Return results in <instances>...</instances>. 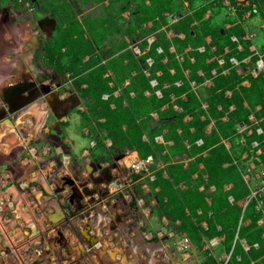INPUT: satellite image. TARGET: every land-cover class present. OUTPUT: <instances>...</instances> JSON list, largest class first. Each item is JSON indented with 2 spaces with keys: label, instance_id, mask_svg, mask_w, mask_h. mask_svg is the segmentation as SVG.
Here are the masks:
<instances>
[{
  "label": "trees",
  "instance_id": "obj_1",
  "mask_svg": "<svg viewBox=\"0 0 264 264\" xmlns=\"http://www.w3.org/2000/svg\"><path fill=\"white\" fill-rule=\"evenodd\" d=\"M3 1L12 4L13 10L25 5L23 0ZM119 1L120 10L129 12L138 30L131 43L138 40L139 50L147 46L146 51L140 55L132 50L121 54L129 58L128 64H124L125 57L122 56L102 62L95 53L101 43L96 44L92 38L89 39L92 42L86 38L81 41L73 38L74 33L82 32L80 29L72 30L75 23L73 15H66L64 21H69L63 26L61 16L54 8L55 29L42 47L44 64L63 77L61 84L66 83L68 78L73 80L77 97L86 106L82 116L88 126L89 139L97 144L108 138L111 143L107 149L112 157H121L127 150L135 151L141 159L148 155L153 157L154 162L149 168L156 166L157 170L150 182V190L159 188L154 192L157 206L167 220L179 221L174 227L178 235L184 234L196 249H201L205 240L224 236L214 257L207 255L201 260L202 264H219L216 258L223 252L230 253L224 264H264V223H257L262 211L255 209L254 199L243 206L250 193L241 176L243 167L233 162L232 150L222 142V139L232 140L237 135V125L248 123L250 114L254 115L258 124H252L250 134H243L246 143L249 145L252 140H262V135L257 134L255 128L260 126L264 132V72L260 70L252 76L250 71L256 68L258 59L264 63V41L257 50H251L250 46L254 43L244 37L241 26L231 24L224 28L221 24L211 23V15L204 16L206 7L186 14L184 4L192 7L195 0H148V4L146 0ZM230 1L237 3L236 0ZM134 2L136 8L133 7ZM246 8L256 12L264 25V0H251ZM181 10L184 14H179L177 20L168 24V16H175ZM149 21V27H142ZM169 30L174 33L170 37L167 36ZM261 34L264 40V28ZM149 35L154 36L151 43L146 40ZM158 47L161 51H157ZM200 47L203 49L200 50ZM63 48L66 49L64 53L61 52ZM86 56L88 58L83 60ZM148 57L152 59L150 66L146 63ZM232 57L237 65L230 61ZM247 57L249 60L244 62ZM218 58L223 60L221 64ZM213 69L215 74H212ZM109 70L112 76L106 74ZM132 70L136 71L134 75H131ZM224 70L227 72L224 73ZM66 73L69 75L64 78ZM125 78H129L128 85L118 96H114V90ZM151 80L156 83L151 85ZM178 80L179 85L176 83ZM206 80L211 81V85L203 94L199 88ZM244 80L248 81V86L242 84ZM108 81H113L114 85L109 86ZM144 90H149L151 94L144 96ZM154 90H159L161 95L157 96ZM227 90L230 95L226 94ZM130 91L133 96L129 95ZM104 93L106 97H103ZM34 99H26L22 105ZM63 102V99H56L49 104L56 112ZM173 104L178 105L180 110H175ZM230 105H234L232 110H229ZM152 112L156 113V119L152 117ZM226 113L227 120H221ZM186 115L191 116L188 122L183 121ZM211 119L214 123L210 133L206 134L204 128ZM190 127L194 130L190 131ZM177 128L181 129L179 133ZM164 129H167L165 133ZM156 136H162L165 143L171 139L173 144L159 143L155 140ZM197 139H201V144L195 143ZM184 141L190 144L188 148ZM203 152L206 154L203 155ZM184 153L194 156L188 167L184 168L181 162L169 163L171 157ZM158 161L165 163L164 168H157ZM193 174L196 176L193 177ZM180 182L186 189L179 190L175 201H164V196ZM229 183L231 186L225 188V184ZM209 185L214 186V190L208 205L205 199L209 196L205 190ZM199 186L203 189L199 190ZM185 208L190 210L191 216ZM197 208L201 209L199 215ZM209 210L211 216H208ZM201 221H205L206 226H202ZM241 239L249 246L247 251ZM255 243L257 247L253 246Z\"/></svg>",
  "mask_w": 264,
  "mask_h": 264
},
{
  "label": "rangeland",
  "instance_id": "obj_2",
  "mask_svg": "<svg viewBox=\"0 0 264 264\" xmlns=\"http://www.w3.org/2000/svg\"><path fill=\"white\" fill-rule=\"evenodd\" d=\"M23 1H25L23 7L13 10L11 8L13 7L12 4L8 3V1L0 0V203L1 206L5 205L9 207L5 211V217L13 219L17 215L14 213V211H16L15 206V209L11 208L15 201L12 199L8 200L3 196L6 192V188L12 184H14L15 187H25L24 181H27L31 170L25 172L24 175L18 176L17 179H14V176H10V171L14 172L16 168H22L17 165L16 161L20 162L25 158H32V151H34V148L38 147L36 153L41 158L48 157L45 161L48 160L50 163H53L52 161L55 162L56 160L57 163V160H64L65 162L66 159L69 163L67 166L63 165L61 169L54 163L51 166V170L47 169L49 171L47 175H51L49 178H56L59 182L57 183L56 180L55 182H50L49 179L46 178L48 185H52L53 183V189H47L48 191L44 192V195L58 200L65 218L62 217V221L57 224L61 229H71L68 235L73 238L69 247L66 246L61 248L63 250L59 248L60 254H55V260L59 262L58 264H67L68 261L74 262L75 264H85L88 260H91V264H117L115 260H105L104 257H102L104 254H101V252H110L109 248H113V246L118 247L117 245L119 242L124 240V245L126 247L123 249V255L125 259H128L132 253L130 248L135 249L136 244L142 246L144 242L147 243L148 246L146 248L149 251L153 246L152 242L165 243L164 238L168 236L169 239L174 238L175 244H171L164 252L170 257L171 261H176L175 264H201L199 263L200 260L205 259L207 255L214 257L224 236L205 240L201 249H196L185 236L182 234V236L178 235V232L174 230V227L177 226L179 222L178 220L174 222L167 220L166 225L162 221L166 216L163 215L164 213H161L157 206L156 195L154 193L157 190H150V182L152 181L150 177L153 176V179L155 178L156 166L152 169L149 168V175L141 174L137 176L139 179L131 185L133 188L132 191L129 190L127 184H124L121 189L115 190L113 181L117 175L115 168L118 166L117 159L119 156L112 157L109 153L107 149L110 145L107 144V140L109 139H103L102 143L97 144L92 140L94 141V146H91L88 142L84 143L89 152H85V156H82V147L80 149L76 147L78 139L81 141H83V139L76 134L70 136V132H68L70 131V127L63 126L62 124L63 121L61 116L69 115L70 119L79 118L80 121L82 120V126L85 125L86 123L83 121L82 116V112L85 109H79L82 105V101L77 97V91L74 87L73 80L68 78L65 80L66 83L61 84L60 80L63 81V77L53 72V70L43 62V43L51 35L52 31H54L56 24L55 18L53 17L55 14L53 9L56 8L58 10L63 26L67 25L69 21L66 19L64 21V18L67 17L66 15H73L75 23L72 25V30H82L80 34L74 33L73 38L76 37L79 41L85 38L87 40L92 38L96 41V44L104 43V41H107V43L110 41L112 42L114 34L119 32H122L125 37L127 36L129 43H131V39H135L136 32H138V30L135 29L134 21H131L134 20L133 17L127 13V11L122 12L120 10L119 0H108V4L102 3V0ZM138 2H140V0H138ZM236 2V4H233L230 0H195L192 7L185 3L183 9L186 14H192L194 11L201 9V7H206L204 16L207 18L211 15V23L221 24L224 28L230 27L231 24H238L243 29L244 37L251 39L256 49H258L261 42L264 41L261 34L264 25L256 12H251L250 9L246 8L251 0H236ZM135 6L136 3L134 2L133 7L136 8ZM90 7L92 9L91 11H89ZM65 9H67V11H65ZM184 10H181V12L178 11L175 16H168V24L177 20L180 17L179 14H184ZM91 13L95 14L93 15V20L90 19L89 14ZM122 13H126L128 17L123 16ZM100 16H102V18H100ZM99 18L103 20L98 21ZM128 19L129 22H127ZM101 21L103 22L101 23ZM83 25H87L89 28L84 29ZM89 41L92 42V40ZM92 46L95 45L92 43ZM111 46L113 48V45ZM65 51V48L61 50L62 53ZM127 51L130 52L129 49H126L124 52ZM65 60L66 58L63 59V61ZM127 62L129 63L130 60ZM68 75L69 73H66L64 78H67ZM55 79L59 82V86L54 83ZM43 86H48L49 90L46 91ZM62 96H64L62 98L64 102L61 105V109L59 108L56 112L53 111L49 102H56V99ZM30 98L35 99L22 105L23 101ZM40 99L43 100L42 102H44L48 110L51 111L50 119H48L43 127L49 128L48 131H46L47 133L58 135V147H60V144H63L64 138L67 136L75 139L74 145L73 142L67 143L70 145L69 154L63 151L57 153L53 148L52 150L50 148V152L46 155L41 153L43 151V143L47 141L46 138H44L45 140L41 139L37 141L38 137L36 133L39 136L44 130L42 127H39L37 130L33 131L36 126L35 116L31 115L32 112L26 111L29 106ZM26 120L29 129L22 123ZM53 121H55L59 128L56 126L51 127ZM66 122L67 124L69 123V126L72 124L69 119ZM91 123L93 124L92 120ZM30 127L32 131H30ZM75 128H78V126L76 125ZM24 138L29 140L26 147L22 145V143L25 144V142H27V139L23 141ZM20 147L23 148L21 151H19ZM73 148L75 150H73ZM17 150L19 152L16 154L15 152ZM57 154H59V156L55 158V160L53 158L52 160L49 159ZM128 154L130 155L131 152L126 151L121 157ZM124 161L125 159L122 164H124ZM10 164H13V167L10 166ZM20 164L24 166L25 163ZM35 165L37 170L42 169L37 166V164ZM186 167H188V164ZM118 168L119 170H124L122 166L117 167V170ZM161 168H164V166L159 169ZM5 174L10 176L8 179L6 178V181H4ZM163 174L167 176L165 171ZM71 179L86 198L78 200L79 198L75 197V206L69 205L68 202V198L71 194L69 184L72 182ZM144 183L146 187L142 189L140 185ZM33 185L34 184L31 183L29 186L32 191L35 187ZM210 186L212 185H209L205 190V193L209 196L205 199L207 203L209 202L210 196L213 195L212 192L214 190L213 188L212 192L209 193L208 190L211 188ZM25 188L27 189V187ZM185 189L184 183L180 182L179 185H174V188L164 196L163 200L171 203L172 200L175 201L174 199L179 197V190ZM123 194H131L133 199L130 200L129 198L126 200ZM2 197H4V199L1 200ZM138 201L140 202L138 203ZM240 204H242V201ZM34 207L35 204L32 206L30 205L29 209L31 210ZM34 210L38 212V209L34 208ZM185 210L186 213L191 216L190 210L188 208H185ZM259 211H262V217L258 219L257 223L262 224L264 223V214L263 210ZM200 212L201 209L197 208L196 213L199 215ZM207 212L208 216H211V210ZM96 221H99V223H96ZM78 223L82 226L92 224L94 230H96V227L101 228V231L97 230L98 233H92V235L96 237L99 242L98 245L101 244L102 246L95 247L90 240H87L79 229ZM45 228H47V230H42V233H40V235L37 234L36 237L40 242L39 247H41L40 251L43 256L37 257L32 264H39L42 259L48 256L46 254L49 253V247L45 248V246L50 245V243H48L51 234L49 229L52 228V226L48 225ZM105 229L109 230L106 232V235ZM170 232H173L174 235L170 236ZM57 233L60 234L58 231ZM73 234L75 237H73ZM120 236H122V239ZM184 238L187 239V242ZM54 239L56 240V238ZM240 241L242 246L246 245L243 239ZM10 242L13 244L16 241L13 239ZM170 242L172 241L170 240ZM109 243L113 245L111 246ZM30 249L33 248L26 249L28 250L26 253H29ZM248 249L249 246L247 250ZM171 250H173V252H171ZM145 255L144 253V257L141 256V258H139L141 259L140 264H143L144 260L146 261ZM229 255L230 253L227 254L223 252L216 260L220 262L219 264H224V260L226 261ZM110 257H113V255L110 254ZM162 257L165 258V253L162 254L161 251L156 252L153 256V264L155 261L161 263ZM47 259H50V257H47Z\"/></svg>",
  "mask_w": 264,
  "mask_h": 264
},
{
  "label": "crops",
  "instance_id": "obj_3",
  "mask_svg": "<svg viewBox=\"0 0 264 264\" xmlns=\"http://www.w3.org/2000/svg\"><path fill=\"white\" fill-rule=\"evenodd\" d=\"M102 1H103L102 3L108 4V0H102ZM145 2L147 4L149 3L148 0H146ZM91 10L92 9L90 7L89 11H91ZM127 13H129V12L127 11ZM89 15H90V19L93 20V15H95V14L91 13ZM122 15L127 16L126 13H122ZM100 18H102V16H100ZM100 18L98 21L103 20ZM87 19H89V18H87ZM102 22L103 21H101V23ZM127 22H129V19ZM150 25H151V23L149 21L147 23H143L142 27H149ZM83 28L87 29L89 27L87 25H85V26L83 25ZM173 34L174 33L171 30H169L167 32L168 37L172 36ZM179 36L181 37V34H179ZM208 40H209V38H207V41ZM130 44L131 43H129L127 36L125 37V35L122 32L115 33L113 38H112V42L110 41L109 43H107V41L106 42L104 41V43H101V45L99 47H96L95 53L98 54L101 58V61L104 62L108 58L122 56L121 54L125 53L124 51H126V49L131 50ZM111 45H113V48ZM250 49L251 50H257L255 48V45H253V44L250 46ZM146 50H147V46L142 50V53ZM262 54H264L263 51H262ZM125 56H126V54H124L122 57L124 58ZM87 58H88V56H86L83 60H86ZM128 59H129L128 57L124 58V61H123L124 64L127 63ZM248 60H249L248 57L243 59L244 62H247ZM259 71L260 70L253 68L250 71V74L252 76H256ZM261 71L264 72V69ZM170 72H173V69H170ZM223 72L226 73L227 70H224ZM237 72L240 73L241 70L239 68H237ZM135 73H136L135 70L131 71V75H134ZM106 74H109V76H112L113 73L111 70H109ZM128 83H129V78H125L121 82V84L116 87V89L113 92V95L118 96L121 93V90L126 88ZM150 83H151V85H153V83L151 81H150ZM176 83L179 85L180 80L176 81ZM191 83L193 84V82H191ZM108 84H109V86L114 85L113 81H108ZM242 84L244 86H248L249 83L247 80H244L242 82ZM210 85H211V81H209V80L204 81L202 83V85L200 86L199 91L204 94L206 92L205 89ZM82 86L84 87L85 84H83ZM165 86H166V84H165ZM154 93L157 96L161 95L159 90H154ZM143 94H144V96L148 97L151 93L149 90H144ZM226 94L230 95V91L227 90ZM129 95L133 96V92L130 91ZM103 96H107V94L104 93ZM63 97L64 96L59 97V99H62ZM42 101H43L42 99L38 100L33 105L29 106L26 110L27 112H32L31 115L35 116L36 126L34 127L33 131L37 130L39 127H42L44 130V132H42V133L40 132L41 134H39V136L36 133V135L38 137L37 141H40L41 139L45 140L44 138H46V141H47V142L43 143V147H42L43 151L41 153L46 155L48 152H50V148H51V150L53 148L55 150V152H57V153H59L60 151H63L64 153L69 154L70 145H68L67 143L73 142V145H74L75 139L70 138V136L76 134L80 138L83 139V141L78 139V143H77L76 148L80 149L82 147L81 148L82 149L81 155L85 156V152L88 153L89 151L85 147L86 145L84 143L88 142L91 145V141H92L87 136V130L88 129H87L86 125L82 126V122H81L82 120L80 121L79 118L78 119L77 118H74V119L71 118L70 119L69 115L61 116V119L63 121V123H62L63 126L70 127L69 128L70 131H68V132H70L69 133L70 136L65 137L63 144H60V147H58V143H57L58 135L47 133L46 131H48L49 128L43 127L44 124L48 121V119H50L51 111L48 110L47 105H45V103ZM82 104H84V103L82 102ZM112 105L113 104H111V106ZM40 106H41V108H40ZM172 106L175 110H177V111L180 110V107L178 105L173 104ZM165 107H166V105L162 108H165ZM218 108H220V106H218ZM233 108H234V105H230L229 110H232ZM151 115L154 119L157 118V115L155 112H152ZM227 117H228V115L226 113L222 116L221 120H227ZM200 118L203 119V116H201ZM68 119L72 123L70 126H69V123L67 124V122H66ZM189 120H191L190 115H186L183 118L184 122H188ZM22 123L24 126H26L29 129V125H28L27 120L23 121ZM213 123H214V120L211 119V121L205 126L204 132L206 134L210 133L212 126H213ZM76 125L78 126V128H75ZM55 126L59 128V126L55 123V121H53L51 127H55ZM239 126H240V124L237 125V135L232 140L231 139H222L224 146L227 149L232 150L231 158L233 157L232 158L233 160L239 159L241 157L242 151L248 147L247 143H246V145H244V144H241V142H240V138L242 136L244 137V135H243L244 133L240 132V130H242V129H240L238 131ZM193 130H194L193 127H190V131H193ZM30 131H32L31 127H30ZM166 131H167V129H164L163 133H165ZM176 131L179 133L181 131V129L177 128ZM248 132L249 131H247V133ZM59 133H60V130H59ZM26 139L27 138H24L23 141H25ZM155 140L157 142H162V143L167 144L169 146L173 144V141L171 139L166 141V143H165L163 141L162 136H156ZM26 141L27 142H25V144L22 143L23 147H26V145H28L29 140L27 139ZM201 142H202L201 139H197L195 141V143L197 145L201 144ZM184 144L187 148L190 146V144L187 141H184ZM91 146H94V145H91ZM22 149L23 148L20 147L19 151H21ZM37 149H38V147L34 148V151H32L33 152V154H31L32 158H29V159L25 158V159L21 160L20 162L16 161L17 165L19 167H22V168H16L14 170V172L10 171V176H12V177L14 176V179H17L18 176L24 175L25 172H28L31 170L29 173V177H28L27 181H24V185H26L25 187H27V189L25 187L21 188V186L15 187V185L12 184L6 188V192L3 194V196L5 198H7L8 200L12 199L13 201H15L14 202L15 205L12 204L11 208H14V206H15L16 211H14V213L17 214L16 217L13 219L6 218L4 214H5L6 209H8L9 207H7L5 205L1 206V203H0V264H32V263H34V261L37 257H42L43 255L41 254V251H40L41 247H39L40 242L36 239V237H37V234L40 235V233H42L41 232L42 230H47V228H45V227H47L48 225L52 226V228L49 229V232L51 234L49 236V240H48L49 242L48 243H50V245L45 246V248L49 247V253L46 254L48 256H46L44 259H42L41 263H39V264H50V263L58 264L59 262L55 260V254H60L61 248L66 247V246L69 247V244L71 245V240L73 239L72 236L68 235V233L71 229L70 230L67 228L61 229V227H59V225L57 224L58 222L62 221V217L65 218L64 213L60 208L58 200L56 198L44 195V192L48 191L47 189H53V183H52V185H48L46 178H48L50 182L51 181L55 182V180L57 181V183L59 182V180H57L56 178L55 179L49 178L51 175L50 176L47 175L49 173V171L47 169L51 170V168H52L51 166L54 163H56L55 158H57L59 156V154L53 155V157H50L49 159L52 160V158H53L55 160V162L52 161L53 163H50V161H48V160L45 161V159H47L48 157L41 158L40 156L37 155V153H36ZM73 150H75V149L73 148ZM19 151L17 150L15 153L17 154ZM127 151H130L132 154L137 155V153L135 151H132V150H127ZM204 154H206V152H203V155ZM236 157H239V158H236ZM193 158H194V156L187 155L186 153L177 154V155H174L173 157H171L169 163L181 162V163H183V167H186L188 162L190 160H193ZM123 160H124L123 157H119L117 159L118 162L119 161L122 162ZM20 163H25V164H24V166H22ZM35 164H37V166H39L42 169L37 170V167ZM227 164L228 163H225L224 165H227ZM161 165L165 166V163L158 161L157 162V168L162 167ZM10 166L13 167V164H10ZM199 166L201 167V165H199ZM10 176L5 174V180L4 181H6L8 179V177H10ZM194 176H196V174H193V177ZM31 183L34 184L33 186H35L33 191L29 187L31 185ZM229 186H231V183L225 184L224 187L228 188ZM210 187L211 188L208 190L209 193L212 192L214 186H210ZM31 188H33V187H31ZM202 188H203V186H199V190H201ZM12 189H14V190H12ZM154 189L158 190L157 187H155ZM4 197H2L1 200L4 199ZM33 204H35L34 208L38 209V212H36L34 210V208L31 210L29 209L30 205L32 206ZM162 221L166 225L167 219L164 218V220H162ZM84 222H86V221H84ZM96 223H99V221L98 222L96 221ZM78 224H79L78 225L79 229L81 230L83 235L87 238V240H90L91 243L93 242V240L97 241L96 237L94 235H92V233H98L97 230L101 231V228L96 227V230H94L92 227V224L84 225V226L80 225V223H78ZM201 225L206 226L205 221H202ZM59 229H61V230H59ZM57 231L60 232V234L57 233ZM107 231H109V230L105 229V235H106ZM169 235L172 236V235H174V233L170 232ZM182 235L184 236V234H182ZM73 237H75L74 234H73ZM54 238H56V240ZM120 238L122 239V236H120ZM13 239L16 242L11 244L10 241H12ZM173 239L174 238L169 239V236H168V237L164 238L165 243H163V242H157V243L154 242L153 243L152 242L153 246L151 247V249H149V251L146 248L148 246L147 243L144 242L142 244V246H138L136 244L135 249L130 248V250H132V253H131V256L128 257V259H125L124 255H123V253H124L123 249L126 247L124 245L125 244L124 240H121L119 242V244L117 245L118 247L113 246V248H109L110 252H107V251L103 252L102 251L101 254H104L102 257H104L105 260H109V259L111 260L112 259V260L117 261V264H140L141 259H139V258H141V256L144 257V253H145L146 254L145 255L146 261L144 260L143 264H153L152 260H154V258H153L154 254H156V252H158V251H161L162 254L165 253V258H163V257L161 258V261H162L161 263L155 261L154 264H175L176 261H171L170 257L166 255V252H164L167 250V247H169L171 244H175ZM170 240L172 242H170ZM109 244L111 246L113 245L112 243H109ZM94 246L97 247L99 245H94ZM28 248H33V249H30L29 253H26V251H28L26 249H28ZM70 248H72V247H70ZM61 250H63V249H61ZM171 252H173V250H171ZM110 254H112L113 257H110ZM47 257H50L51 260L47 259ZM87 263L91 264L92 262H91V260H88L85 264H87ZM199 263H201V260ZM67 264H75V263L68 261Z\"/></svg>",
  "mask_w": 264,
  "mask_h": 264
},
{
  "label": "built area",
  "instance_id": "obj_4",
  "mask_svg": "<svg viewBox=\"0 0 264 264\" xmlns=\"http://www.w3.org/2000/svg\"><path fill=\"white\" fill-rule=\"evenodd\" d=\"M154 39L153 35H149L146 37V40L148 43H151ZM234 40L235 38L232 37ZM131 50L136 54L140 55L142 51L139 50L138 47V40L134 41L130 44ZM200 50L203 48L200 47ZM157 51H161V49L158 47ZM264 52V48H263ZM180 60L182 59L181 56L178 57ZM230 61L237 65L236 60L232 57L230 58ZM218 62L221 64L223 60L221 58H218ZM146 63L148 66L151 65L152 59L146 58ZM256 69L257 70H263L264 69V63L262 59H258L256 61ZM146 74H148V71L145 70ZM212 74H215V70H212ZM153 85L156 83L155 80H151ZM178 83V82H177ZM158 93V92H157ZM106 97V96H103ZM79 109L86 110V107L84 104H82ZM84 110V111H85ZM249 121L248 123H240V126L238 128V131L240 129V132L245 133L246 135L250 134L252 131V124H258V120L255 119L253 114H250L248 117ZM247 131H249L247 133ZM255 131L257 134L262 135V140L258 142L257 140H252L248 147L242 151L241 157L239 159H234L233 162L239 163L242 165L241 170V176L244 180V182L247 184L250 193L247 196V198L243 201V206L245 207L247 203L251 200H255V209L256 210H263L264 214V132L260 126H256ZM241 144L246 145L245 137L240 138ZM107 144H110V141L107 140ZM91 145H94V141H91ZM125 159L124 164L122 162H118V166H122L124 170H117V167L115 168V171H117V175L115 177V180L113 181V185L116 189H121V187L124 184H127L129 186V190L132 191L131 185L134 184L139 178L137 176L141 174L149 175V167L153 164V157L151 155H148L147 157L141 159L138 155L135 154H128L123 157ZM56 165H58V168H62L63 165H68V161L65 159L63 161L57 160ZM121 168V167H120ZM151 180H153V176L150 177ZM140 187L144 189L146 187V184H141ZM123 197L127 200L130 198V200L133 199L131 194H123ZM140 201H138L139 203ZM184 240L187 242V239L184 238ZM246 244V243H245ZM247 245V244H246ZM243 245L244 249L247 250L248 246ZM254 246H257V243L254 244Z\"/></svg>",
  "mask_w": 264,
  "mask_h": 264
},
{
  "label": "water",
  "instance_id": "obj_5",
  "mask_svg": "<svg viewBox=\"0 0 264 264\" xmlns=\"http://www.w3.org/2000/svg\"><path fill=\"white\" fill-rule=\"evenodd\" d=\"M54 83H55L57 86H59V82L57 81V79L54 80ZM43 87L45 88L46 91L49 90V87H48V86H43ZM68 180H69V178H68ZM71 180H72V179H71ZM71 180H70V181H71ZM69 184H70V188H71V196H72V197H77V198H79V199H83L84 196H83L82 193L80 192L78 186L73 182V180H72V182H70Z\"/></svg>",
  "mask_w": 264,
  "mask_h": 264
},
{
  "label": "flooded vegetation",
  "instance_id": "obj_6",
  "mask_svg": "<svg viewBox=\"0 0 264 264\" xmlns=\"http://www.w3.org/2000/svg\"><path fill=\"white\" fill-rule=\"evenodd\" d=\"M83 199H86L85 197H83ZM83 199H78V200H83ZM75 201V197H72L71 194L68 198V202H69V205H72V206H75L76 203H74ZM77 213V212H76ZM74 216V215H73Z\"/></svg>",
  "mask_w": 264,
  "mask_h": 264
},
{
  "label": "bare ground",
  "instance_id": "obj_7",
  "mask_svg": "<svg viewBox=\"0 0 264 264\" xmlns=\"http://www.w3.org/2000/svg\"><path fill=\"white\" fill-rule=\"evenodd\" d=\"M30 123H32V122H30ZM34 124H35V123H34ZM92 244H93V245H98V244H99V242H98V241H96V240H93ZM100 246H102V245L100 244V245H99V247H100Z\"/></svg>",
  "mask_w": 264,
  "mask_h": 264
}]
</instances>
